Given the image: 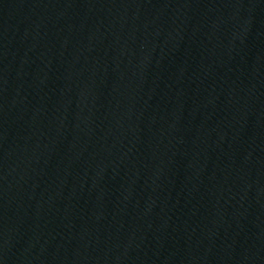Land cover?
<instances>
[{
	"label": "water",
	"instance_id": "obj_1",
	"mask_svg": "<svg viewBox=\"0 0 264 264\" xmlns=\"http://www.w3.org/2000/svg\"><path fill=\"white\" fill-rule=\"evenodd\" d=\"M0 264H264V0H0Z\"/></svg>",
	"mask_w": 264,
	"mask_h": 264
}]
</instances>
